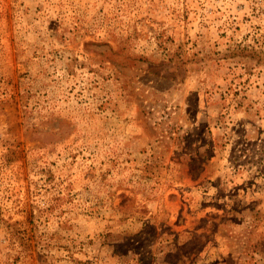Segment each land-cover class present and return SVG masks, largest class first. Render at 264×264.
Returning a JSON list of instances; mask_svg holds the SVG:
<instances>
[{"label":"rangeland","instance_id":"1","mask_svg":"<svg viewBox=\"0 0 264 264\" xmlns=\"http://www.w3.org/2000/svg\"><path fill=\"white\" fill-rule=\"evenodd\" d=\"M0 264H264V0H0Z\"/></svg>","mask_w":264,"mask_h":264}]
</instances>
